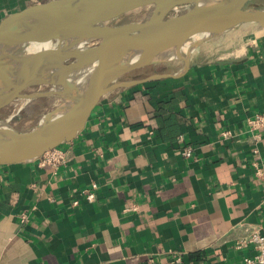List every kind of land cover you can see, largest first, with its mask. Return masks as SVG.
Listing matches in <instances>:
<instances>
[{
	"label": "crops",
	"instance_id": "0c3cea01",
	"mask_svg": "<svg viewBox=\"0 0 264 264\" xmlns=\"http://www.w3.org/2000/svg\"><path fill=\"white\" fill-rule=\"evenodd\" d=\"M43 1L0 0V17ZM187 57L117 81L58 166L0 164V264H246L237 243L264 226V127L247 124L264 113V28Z\"/></svg>",
	"mask_w": 264,
	"mask_h": 264
},
{
	"label": "water",
	"instance_id": "95a60500",
	"mask_svg": "<svg viewBox=\"0 0 264 264\" xmlns=\"http://www.w3.org/2000/svg\"><path fill=\"white\" fill-rule=\"evenodd\" d=\"M191 1L195 4L190 9L172 12ZM249 2L225 0L201 5L198 0H110L104 5L95 3L91 7H83L79 0H45L1 16L0 46L3 44L1 47L8 51L0 60V76L4 78L0 82V93L5 88L9 93L0 99V110L30 87L55 83L64 85L63 82L47 80L45 73L48 71L61 76L82 73L99 64L106 45L115 46L103 73L73 104L57 115L46 117L28 132L0 127V164L32 162L46 151L72 140L86 127L102 97L121 85L117 82L121 76L133 69L166 61L165 56L159 57L155 52L179 46L195 34L206 33L208 28H215L216 32L206 38L241 23H258L264 28V8L248 7ZM148 5L156 8L146 20L110 24L123 14ZM166 37L170 38L161 42ZM70 39L89 40L95 44L79 57L64 49L63 43ZM50 41H57V50L48 60L28 62L27 58L33 54L31 51L16 54L23 46ZM150 43L160 45H155V51H150L146 48ZM62 51L66 52L61 56ZM15 60L28 68L29 78L17 77L20 68L10 69ZM69 60L74 62H66ZM131 60H142V63L132 65Z\"/></svg>",
	"mask_w": 264,
	"mask_h": 264
},
{
	"label": "bare ground",
	"instance_id": "6f19581e",
	"mask_svg": "<svg viewBox=\"0 0 264 264\" xmlns=\"http://www.w3.org/2000/svg\"><path fill=\"white\" fill-rule=\"evenodd\" d=\"M79 1L83 7H91L95 3H100L101 5H104L110 0H79ZM223 1H225V0H198L199 4H201V5H212V4L223 2ZM215 32H216L215 28H208L207 32L202 34V35L195 34L193 36L194 40H192V41L186 40L179 46L172 47L167 51L159 50V52H155V53L159 57L165 56V60H169V59H173V58H180L181 56L187 57L189 55V53L192 51V49L194 47H196V45L200 41H202L204 38H206L207 36H209ZM169 38L170 37H166L164 39L162 38L161 42L166 41ZM87 42H89V40L70 39V40H67L66 43L64 44V46H65L64 49L66 51L68 50L69 53H75L79 57H81L83 54H85L87 52L86 51L87 50L86 49ZM158 43H160V42H158ZM158 43L157 44L156 43H150V44H148L149 46L146 48L150 49V51H155V48H154L155 45H157V46L160 45ZM1 46H3V44ZM1 46H0V60L5 57L7 50H8L7 48L1 47ZM114 46H115V44L106 45L101 52V56L99 58V64L98 65L96 64L93 68H91L89 70H85L82 73L75 74L72 76L55 75L53 72H49V71L47 73H45L46 74L45 78L47 80L55 81V82L59 81V82L64 83V88L61 91L59 90V93H61L64 96L65 100L55 110H52L51 113H48L46 116H44L41 119V122H43L46 117H49L52 115H57L64 108L73 104L80 96H82L86 92L90 83H92V81L94 79L98 78L100 76V74L103 73V71L107 67L109 59L111 57V54L113 53V50H114ZM26 50L33 52L32 56L27 58V61L28 62H35V61H39V60L50 59L54 55L55 51L57 50V47L53 46L52 42L50 41V42H45V43H40V44L29 45L26 47ZM66 51H62L60 53L61 56ZM140 61H142V60H131L130 64L137 65L139 63H142ZM18 63L19 62H17L16 60L13 61V65H10V67H11L10 69L12 71H15L17 68L18 69L20 68L21 71L18 73L19 75L17 74V77H20V79L29 78L31 75L29 74L28 68H25L24 66H22ZM80 63H82V62H80ZM3 80H4V78L0 76V82ZM71 89H73V91H71ZM3 92H4V94H3ZM8 93H9L8 88L3 89L2 92L0 93V99L2 100L3 97L8 95Z\"/></svg>",
	"mask_w": 264,
	"mask_h": 264
},
{
	"label": "rangeland",
	"instance_id": "374dc122",
	"mask_svg": "<svg viewBox=\"0 0 264 264\" xmlns=\"http://www.w3.org/2000/svg\"><path fill=\"white\" fill-rule=\"evenodd\" d=\"M194 4L195 2L191 1L184 5L178 6L172 12L178 13L186 11L193 7ZM247 6L264 8V0H250ZM155 8V5L136 8L112 20L110 24L119 25L132 21L146 20L154 13ZM202 34L203 33H201L200 35ZM187 40L192 41L194 40V37H190ZM94 44L95 43L92 41L87 42L86 49H88L89 47L91 48ZM52 45L57 46V41H53ZM26 47L27 46H23L18 49L16 51V54L20 55L26 52ZM182 59L183 58H173V60H169L177 62L181 61ZM166 61L133 69L121 76L118 81L133 80L145 77L155 70L163 69L164 66L162 63ZM66 62L70 63L74 62V60H69ZM63 88V84L55 83L49 85L34 86L24 90L19 97L13 99L10 103L5 105L0 110V127L11 128L19 132L31 131L35 126H37V124L44 116H46L48 113H51L52 110H55L62 102H64V96L59 93V90L61 91ZM73 89H71V91H73ZM35 94L38 95L35 96Z\"/></svg>",
	"mask_w": 264,
	"mask_h": 264
},
{
	"label": "built area",
	"instance_id": "2783aa9c",
	"mask_svg": "<svg viewBox=\"0 0 264 264\" xmlns=\"http://www.w3.org/2000/svg\"><path fill=\"white\" fill-rule=\"evenodd\" d=\"M247 124L249 125V128L251 130L259 129L261 127H264V113L258 112L255 113L252 117H249L247 119ZM223 135H228V132H223ZM255 152L258 150L255 149ZM183 155L185 157H192L194 154V149L191 146L186 147L182 151ZM66 157V151L61 147H55L53 149H50L46 151L38 160L42 165L45 164H51L54 166H58L60 163H62L65 160ZM256 173L258 175H263V168L260 167L258 164H256ZM96 189L97 184L93 183L91 187L84 189L81 191L80 196L86 199L87 201H92L96 197ZM81 203V199L75 198L73 200V205L78 206ZM22 221L27 220V215L23 214L21 216ZM252 245L254 248V254L251 256H245L244 261L246 264H264V226H261L257 229H253L248 233L247 236L241 238L238 243L237 247ZM175 261L181 262V255L179 253H176L175 255Z\"/></svg>",
	"mask_w": 264,
	"mask_h": 264
}]
</instances>
